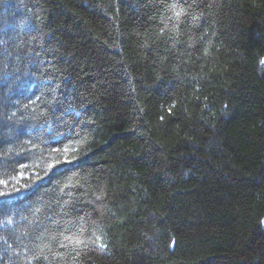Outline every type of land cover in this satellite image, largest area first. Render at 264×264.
<instances>
[{"label": "trees", "instance_id": "obj_1", "mask_svg": "<svg viewBox=\"0 0 264 264\" xmlns=\"http://www.w3.org/2000/svg\"><path fill=\"white\" fill-rule=\"evenodd\" d=\"M0 264H264V0H0Z\"/></svg>", "mask_w": 264, "mask_h": 264}, {"label": "snow or ice", "instance_id": "obj_2", "mask_svg": "<svg viewBox=\"0 0 264 264\" xmlns=\"http://www.w3.org/2000/svg\"><path fill=\"white\" fill-rule=\"evenodd\" d=\"M0 195H2V193H0Z\"/></svg>", "mask_w": 264, "mask_h": 264}]
</instances>
